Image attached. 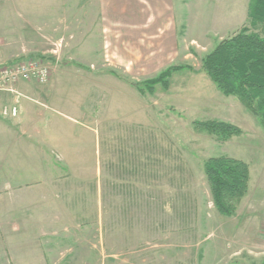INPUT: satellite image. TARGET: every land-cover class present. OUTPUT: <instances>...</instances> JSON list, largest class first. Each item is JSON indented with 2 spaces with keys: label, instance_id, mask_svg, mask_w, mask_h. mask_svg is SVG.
<instances>
[{
  "label": "rangeland",
  "instance_id": "obj_1",
  "mask_svg": "<svg viewBox=\"0 0 264 264\" xmlns=\"http://www.w3.org/2000/svg\"><path fill=\"white\" fill-rule=\"evenodd\" d=\"M202 1L211 4L209 13L194 7L197 0H172L176 23L201 43L187 51L157 45L156 52L155 32L170 27L153 18L158 0H0V67L35 60L50 68L48 85L32 83L50 89L47 106L66 126L65 147H75L82 160L75 169L89 176L101 170V196L94 174L76 185L66 180L61 203L56 207L57 197H50L51 205L41 207L44 229L63 239L47 245L55 255L50 264L264 263L254 255L264 253V126L202 72L222 37L212 20L217 1ZM204 25L207 43L199 34ZM172 67L182 70L169 88L148 92L146 84ZM207 122L228 123L242 134L220 141L195 126ZM38 149L46 154L37 146L35 154ZM217 157L250 169L249 192L232 217L216 210L205 175V162ZM22 166L12 164L19 175L12 186L28 182ZM33 166L35 180L41 175ZM73 170L65 168L67 178ZM75 235L85 239L73 244ZM9 252L0 242V264H14Z\"/></svg>",
  "mask_w": 264,
  "mask_h": 264
},
{
  "label": "crops",
  "instance_id": "obj_2",
  "mask_svg": "<svg viewBox=\"0 0 264 264\" xmlns=\"http://www.w3.org/2000/svg\"><path fill=\"white\" fill-rule=\"evenodd\" d=\"M216 1L218 5L213 10L215 13H213L212 20L215 21L214 28L221 29L222 37L219 40L222 41L234 34L247 22L250 0H246L244 5L241 0ZM210 5L207 2L205 3V1L197 0L194 7H198L204 13H209ZM157 9L158 11L153 15V18L157 17L155 21L157 26H164L166 21V27H170L163 29L162 34L155 32L153 44L156 52L159 50L157 45L164 46L163 49L167 51H174L179 49L180 46H182L184 51H187L188 45L201 43L193 34H187L185 24L176 23V19L172 16V0H158ZM146 18L142 17L141 21ZM210 18L209 16L206 19L209 20ZM167 21H169V24ZM230 29L231 32H228ZM204 30H206L205 25L199 34L207 43L208 40H211V37ZM180 31L183 32L182 35ZM223 36L226 38L223 39ZM16 89L24 98L22 99L21 113L15 119L5 118L2 114L4 107L8 106V103H11V106L14 105V95L0 93V242L9 245L10 257L14 264H50V257L53 259L55 255L51 256L47 245L61 243L63 239L56 236V232L49 233V229H44L42 211L45 207L43 208L42 206L49 207L51 205L50 197L55 201V197H57V202L54 204L56 207L61 203L62 196L66 194L64 193L66 189L64 182L66 180L73 179L72 182L76 185L77 182L82 183L85 180H90V178H93L91 175L94 176V174V180L97 183H95L94 188L95 195L101 196V188L98 184L101 170L98 167L95 172H90L89 176L88 172L84 173V171L79 170L78 166L75 169L74 165H78L76 163H81L82 160L76 159L75 147H65L66 126L60 122L59 112L55 110L50 112L47 106L46 100L50 96V89L43 88L41 90L40 87L33 83H20ZM36 146L43 147V149L46 148V154L41 155V152L38 153L39 149L35 154L34 147ZM16 161L24 165L22 166L23 177L28 182H18L17 185L12 186L11 181L17 180L19 176L15 172L10 171L12 164ZM35 163L38 164L37 169L40 171L37 173H40L41 176L34 180L35 169L33 165ZM61 164L64 165V168L61 167ZM65 168L68 170L70 168L74 169L72 177H66V174H64L66 172ZM72 192L74 196V187ZM98 204L99 200L96 201L95 206L98 207ZM35 207L40 210L39 215L33 214ZM20 211L23 212L19 217L21 220H17V215L15 214ZM30 214L33 215V219ZM35 216L37 217L36 221H34ZM38 218L40 223L36 226L38 231L35 232L34 228L36 227H33L34 224L29 220L32 219V221L37 222ZM89 224H91V221H87L82 225L88 227ZM17 227L18 230L15 229ZM84 227L81 226L80 229ZM28 234H31V237L37 236V239L33 237V240L30 241ZM50 235L54 236L51 237ZM69 238V241L73 244L83 242V239H85L80 235ZM72 255H67L66 259H70ZM254 255L256 256L255 259L264 260V253L260 257H258L259 254L257 253H254Z\"/></svg>",
  "mask_w": 264,
  "mask_h": 264
},
{
  "label": "trees",
  "instance_id": "obj_3",
  "mask_svg": "<svg viewBox=\"0 0 264 264\" xmlns=\"http://www.w3.org/2000/svg\"><path fill=\"white\" fill-rule=\"evenodd\" d=\"M182 67H172L146 84L148 92L162 85ZM202 72L226 97H235L264 126V0H251L247 23L221 41L202 62ZM220 141L240 136L242 131L224 122L195 123ZM212 201L223 216L232 217L249 192L247 163L228 157L210 158L204 164Z\"/></svg>",
  "mask_w": 264,
  "mask_h": 264
},
{
  "label": "built area",
  "instance_id": "obj_4",
  "mask_svg": "<svg viewBox=\"0 0 264 264\" xmlns=\"http://www.w3.org/2000/svg\"><path fill=\"white\" fill-rule=\"evenodd\" d=\"M51 76L50 68L35 60L21 61L12 65H1L0 93H10L15 97L14 105L4 107L3 117L15 119L19 116V105L24 98L16 89L20 83L35 82L40 85H48Z\"/></svg>",
  "mask_w": 264,
  "mask_h": 264
}]
</instances>
